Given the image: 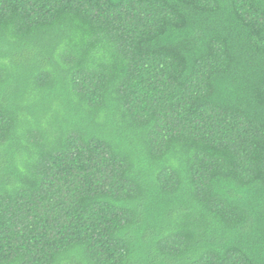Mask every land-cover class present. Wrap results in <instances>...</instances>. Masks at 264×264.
I'll return each mask as SVG.
<instances>
[{"label": "trees", "instance_id": "trees-1", "mask_svg": "<svg viewBox=\"0 0 264 264\" xmlns=\"http://www.w3.org/2000/svg\"><path fill=\"white\" fill-rule=\"evenodd\" d=\"M0 264H264V0H0Z\"/></svg>", "mask_w": 264, "mask_h": 264}]
</instances>
